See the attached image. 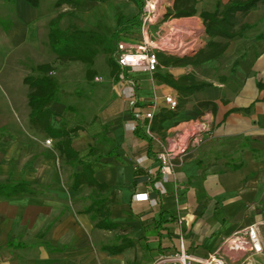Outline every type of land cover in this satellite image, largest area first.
I'll use <instances>...</instances> for the list:
<instances>
[{
  "label": "crops",
  "instance_id": "0c3cea01",
  "mask_svg": "<svg viewBox=\"0 0 264 264\" xmlns=\"http://www.w3.org/2000/svg\"><path fill=\"white\" fill-rule=\"evenodd\" d=\"M58 1L40 0L35 8L25 0H0V51L8 49L12 54L11 60L0 59V138L11 137L0 142V186L28 183L34 190L33 195L0 196V264H152L182 247L206 258L226 238L253 226L259 228L264 250V5L245 17L248 29L213 63L229 67L215 82L209 79L213 70L205 67L196 74L197 68L192 67L158 70L175 77L193 74L212 86L196 92L183 112L164 125L163 134L153 132L157 142L147 135V120L131 130L135 120L123 96L126 86L113 76L104 54L97 56L93 66L62 62L49 41L51 22L62 17V30L76 26L108 38L118 33L115 49L120 42L136 48L141 27L120 31L117 19L124 17L127 22L139 16L140 20L138 6L111 0L82 9L57 8ZM197 1V15L181 21H198L203 28L200 38L206 43L201 14L232 0ZM134 6L138 14L127 18L126 9ZM65 21L71 23L65 26ZM27 50L38 51L32 54L36 61L31 75ZM45 64L54 66L52 76L59 85L48 108L50 125L55 130L65 125L82 128L72 148L91 165L96 181L109 188L104 197L114 201L108 209L116 230L97 228L99 219L93 211L97 195L92 188L84 184L73 189V175L82 168L64 165L56 141L31 129L30 89L24 80L40 77L33 69ZM89 70L95 72L91 79ZM155 74L134 72L129 77L137 83L141 112L155 107L156 116L169 110L166 97L178 100L179 96L159 83ZM203 103L215 109L199 107ZM199 120L209 121L212 137L175 161L174 175L164 184L167 193L162 195L153 187L159 180L161 144L174 127ZM48 140L51 146L46 145ZM146 194L155 205L134 200ZM245 256L235 255L233 264H240ZM253 256L264 259V254Z\"/></svg>",
  "mask_w": 264,
  "mask_h": 264
},
{
  "label": "trees",
  "instance_id": "16d2710c",
  "mask_svg": "<svg viewBox=\"0 0 264 264\" xmlns=\"http://www.w3.org/2000/svg\"><path fill=\"white\" fill-rule=\"evenodd\" d=\"M32 7L38 8L40 0H25ZM111 0H59L56 7L70 5L75 8H86L91 3L103 4ZM134 2L140 12L144 8V0H128ZM197 0H175L171 8L168 9L164 21L170 19L192 18L197 15ZM264 5V0H232L228 5L222 6L220 3L214 12H203L201 19L205 26V33L208 37L205 45L194 55L177 56L165 53H159V71L172 68H201L206 67L221 60L226 53L229 43L234 39L241 37L243 32L248 29L244 24L245 17L252 11ZM62 17L53 20L50 24L49 41L52 52L57 55L62 62H81L89 66L95 64L98 55L104 54L108 59V64L112 68V74L118 78L120 68L116 64L113 55L115 53V43L119 40V34L108 38L97 32H84L78 27L73 26L67 30L60 28ZM119 30L141 27L139 16L132 21H125L124 17L117 19ZM126 27V28H124ZM119 31V32H120ZM223 40V41H221ZM55 68L52 64L40 65L33 69L34 73L40 77L28 76L24 83L30 89L28 95L29 107L31 109L29 123L32 130L45 133L56 141V149L60 154V160L64 165L81 167L82 172L73 175V189L77 190L80 186L86 184L94 190L97 195L93 211L96 212L95 219H99L97 228L112 231L118 229L109 221L108 206L114 204L104 197L109 192L106 185L100 184L94 177V172L90 164L85 163L79 158L78 153L72 148V141L78 135L81 127L68 128L67 125L59 130H55L50 125L52 112L48 109L55 100L59 85L52 76ZM95 74L89 70L87 76L89 79ZM155 79L178 92V107L176 111L167 109L161 110L151 123V130L157 134H163L164 125L174 120L185 109L190 98L199 91L211 87V83L199 81L195 75L188 74L175 77L169 72H159L155 74ZM226 81V79H223ZM215 106L210 103H203L199 107L207 108ZM10 136L0 138L10 140ZM24 193L34 194L30 184H17L0 186V196L8 198L17 197Z\"/></svg>",
  "mask_w": 264,
  "mask_h": 264
},
{
  "label": "built area",
  "instance_id": "2783aa9c",
  "mask_svg": "<svg viewBox=\"0 0 264 264\" xmlns=\"http://www.w3.org/2000/svg\"><path fill=\"white\" fill-rule=\"evenodd\" d=\"M144 8L140 15L141 43L136 48H129L125 43L117 45L113 58L120 68L118 78L125 84L123 96L129 103L135 122L130 126L132 131L137 130L141 120L149 122L147 135L159 139L151 130V123L155 117V107L151 112L143 113L139 107L137 83L129 77V73L145 72L155 74L159 70V53L186 56L195 54L205 45V41L194 34L195 28L181 26V19H171L164 32L153 34L152 27L159 22L166 13L162 12V0H144ZM164 15V16H165ZM167 24V23H166ZM195 30V31H194ZM194 34V35H192ZM165 105L171 111H176L178 100L172 96L165 98ZM212 137V127L207 120L184 122L172 129V135L166 138L161 152L157 155L159 162L158 181L154 189L162 195L167 193L164 184L174 175L175 161L183 159L191 151L201 148ZM51 146L52 141H46ZM141 160L138 161L140 163ZM137 202H151L149 196L136 195ZM263 252L259 236V228L253 226L226 238L221 247L206 258L189 254L182 247L180 251L170 255L159 256L152 264H233L235 255H257Z\"/></svg>",
  "mask_w": 264,
  "mask_h": 264
},
{
  "label": "rangeland",
  "instance_id": "374dc122",
  "mask_svg": "<svg viewBox=\"0 0 264 264\" xmlns=\"http://www.w3.org/2000/svg\"><path fill=\"white\" fill-rule=\"evenodd\" d=\"M171 2H172V0H162L161 9H162L163 13H165L168 10V8H169L168 3H171ZM136 14H138V9L136 6H134L133 9H126L127 18H131V17L135 16ZM70 23H71V21H65L64 25L66 26ZM168 24H169L168 21L165 23H164V21H162V22L160 21V22L156 23V25H154L155 27L152 29L153 33L156 35V34L164 32V30L167 29ZM180 25L184 26V27L195 28L197 31L194 34H198V36H200V34L202 33L203 28L201 27L199 22L196 20L184 21L183 23H180ZM160 29H162V30H160ZM194 34H192V35H194ZM33 52L38 53V51L27 50V71L29 72L28 75H31L30 68L33 66L32 64L36 61V60L32 59ZM45 53L49 55L50 51L47 50V51H45ZM5 58H7L9 60H11V58H12L11 51L8 49H4V50L0 51V59H5ZM41 60H46V58L42 57ZM10 68H11V66L9 65L8 69H10ZM205 68H207L208 70H213V72H214L213 75L211 74L212 75L211 78H209L210 82H212V83L216 81V78L218 77L217 75H220V76L222 75V73H223L222 71L225 72V71L229 70V67H226L225 64H223V63H220L219 67H217V65H215V64H210V65L206 66ZM205 68H203V69H205ZM197 70L199 71V69L197 68L195 71H193V74H196ZM6 71L8 72V70H6ZM260 235H261V233H259V236ZM260 241H261V238H260ZM261 254H264V250ZM258 255H260V254H258ZM250 260L252 261V263L250 262ZM240 264H264V259L263 258L255 259L254 256L246 255L244 257V259H242Z\"/></svg>",
  "mask_w": 264,
  "mask_h": 264
}]
</instances>
